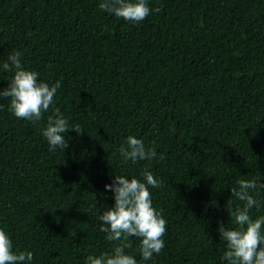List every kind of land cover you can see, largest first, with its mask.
Masks as SVG:
<instances>
[{
  "label": "trees",
  "instance_id": "16d2710c",
  "mask_svg": "<svg viewBox=\"0 0 264 264\" xmlns=\"http://www.w3.org/2000/svg\"><path fill=\"white\" fill-rule=\"evenodd\" d=\"M99 2L0 0V61L19 50L39 79L60 80L56 107L79 126L50 152L37 124L0 100V227L32 264H84L116 243L98 231L114 203L104 185L147 166L167 225L160 254L140 264H220L217 222L228 225L239 203L230 189L264 183V0H149L153 11L135 23ZM128 135L157 158L122 164ZM131 239L126 251L140 261Z\"/></svg>",
  "mask_w": 264,
  "mask_h": 264
},
{
  "label": "clouds",
  "instance_id": "9594fccd",
  "mask_svg": "<svg viewBox=\"0 0 264 264\" xmlns=\"http://www.w3.org/2000/svg\"><path fill=\"white\" fill-rule=\"evenodd\" d=\"M98 8L132 23L144 20L153 11L149 0H100ZM22 55L21 51L13 50L0 61V73H10L6 77L7 85L0 87V100H8L7 111L16 118L37 124L50 152L64 150L70 139L66 137L69 127L77 133L79 126L70 125L68 117L56 107L54 98L61 81L49 83L39 79V72L23 64ZM4 107L0 104V108ZM50 109L52 114L47 116L46 124L40 126L39 122ZM117 152L122 164L133 165L151 161L158 155L155 147L146 146L134 135H128ZM139 176L113 174L111 182L104 185L105 191L112 193L114 203L97 215L98 231L106 234V240L116 243L110 251L87 255L84 264H140L152 260L154 254L159 255L164 248L167 221L153 206L149 190L159 188L161 181L147 166ZM236 184L237 187L230 189L229 201L234 198L239 203L228 208L229 224L217 222L219 237L225 241L220 264H264V215L251 214L254 209L264 208L261 198L264 183L252 177L237 180ZM131 238H140V261L126 251L132 246ZM33 260L30 250L14 251L10 234L0 227V264H32Z\"/></svg>",
  "mask_w": 264,
  "mask_h": 264
}]
</instances>
